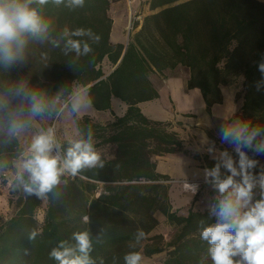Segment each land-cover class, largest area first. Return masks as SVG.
<instances>
[{
  "label": "trees",
  "instance_id": "trees-1",
  "mask_svg": "<svg viewBox=\"0 0 264 264\" xmlns=\"http://www.w3.org/2000/svg\"><path fill=\"white\" fill-rule=\"evenodd\" d=\"M115 1L119 0H85L83 7L72 6L70 0L33 5L49 23L47 38L29 39L23 62L11 68L0 65V93L23 81L30 90L54 101L49 111L34 118L26 116L31 123L59 117L62 101L70 98L77 82L88 87L99 110L113 112V97L128 105L125 114L114 113L109 122L90 115L79 117L72 111L79 137L61 142L64 156L71 142L88 140L91 132L95 151L113 147L110 155H100L103 167L83 169V177L62 176L61 183L44 199L26 196L22 187H15L14 178L10 202L15 213L6 219L0 216V264H57L50 251L61 240L74 245L72 233L84 230L93 242L89 256L94 264H124L127 252L142 248V243L133 244L137 229L147 237L158 225L157 211L165 214L176 230L166 246L146 244V256L166 251L160 264H213L210 245L200 232L216 218L210 210L190 208L188 215L174 210L169 195L171 178L157 171L154 160L155 155L190 151L170 122L149 118L138 104L159 97L151 80L155 72L189 68L188 87L202 91L209 111L223 101L222 85L243 77L244 103L237 116L264 128V76L258 70L264 55V0H151L152 13L145 16L128 44L113 43L110 38L113 18L109 10ZM79 28L91 29L101 37L100 42L94 43L88 36L72 37L88 42L93 51L79 57L75 52L65 54V29ZM104 61L111 64L109 72ZM21 103V98H12L10 106ZM29 106L23 101L25 111ZM194 156L201 157L199 153ZM21 158L25 156L18 136L0 133V173H17L14 162ZM205 160L209 168L218 162L207 155ZM221 169L222 178L229 174ZM205 186L211 185L201 188L197 200ZM213 192L220 195L215 188ZM44 200L47 208L40 222L37 211ZM85 215L88 223L82 219ZM32 231L38 233L35 240H29Z\"/></svg>",
  "mask_w": 264,
  "mask_h": 264
},
{
  "label": "clouds",
  "instance_id": "clouds-1",
  "mask_svg": "<svg viewBox=\"0 0 264 264\" xmlns=\"http://www.w3.org/2000/svg\"><path fill=\"white\" fill-rule=\"evenodd\" d=\"M47 2L48 0H0V65L4 68H11L25 60L29 39L47 38L49 23L33 7ZM62 2L63 0H55L56 4ZM84 3L85 0H70V4L75 7H83ZM63 36L66 38L65 54L75 52L77 57L86 56L93 49L88 42L72 37L88 36L97 44L101 40L91 29L84 28L71 32L65 29ZM56 46H59L58 42ZM258 70L264 76V55L258 63ZM257 88L259 89V82ZM16 97L21 98L22 103L14 108L10 104L11 99ZM23 101L29 102L27 111L23 107ZM53 105L54 101L50 102L42 92L30 90L23 81L7 88L0 93V133L6 132L10 138L19 136L30 127L31 120L26 116L34 118L52 109ZM84 106L83 95L74 93L72 111L76 112ZM219 134L222 143L233 148L237 159L225 150L220 153L214 167L204 169L205 182L213 186L220 195L210 205L209 211L216 221L203 227L200 237L210 245L209 255L213 264H264V167L257 174L254 170L259 161L249 155V152L256 156L264 155V128L252 126L250 121L237 119L226 126L222 125ZM56 146L53 128L33 137L15 177V187H22L26 196L35 195L44 199L61 183V177L65 174L76 177L83 169L104 166L100 154L95 151L91 142V132L88 140L71 142L63 159L58 154L52 155ZM221 168L229 173L223 178ZM257 187L260 189V199L254 201V189ZM187 189L195 194L199 185L188 184ZM82 219L85 223L89 222L87 215ZM37 234L32 231L29 240H35ZM146 235L142 229H137L133 244L140 245ZM72 240L75 241L74 245L66 240L59 241L50 251V258L57 261V264H94L89 256L93 247L89 231L73 232ZM142 259V254L135 250L127 252L123 257L124 264H141Z\"/></svg>",
  "mask_w": 264,
  "mask_h": 264
},
{
  "label": "crops",
  "instance_id": "crops-1",
  "mask_svg": "<svg viewBox=\"0 0 264 264\" xmlns=\"http://www.w3.org/2000/svg\"><path fill=\"white\" fill-rule=\"evenodd\" d=\"M150 1L119 0L111 4L109 13L113 18V27L110 38L113 43L128 44L133 32L142 27L145 16L152 13ZM189 78L190 70L183 66L174 70L167 69L163 73L151 74V80L159 91V97L138 104L142 112L149 118L170 122L172 129L176 130L182 138L185 148L190 151L189 154L175 152L154 156L157 171L171 178L170 199L173 209L178 210L182 215H188L190 208L202 211L210 210V205L217 198L216 193L213 192L214 187L205 186L197 200L194 194L184 190L182 182L204 177V169H210L205 160L206 155L210 159L219 160L220 153L227 150L234 159H237L233 148L229 144L222 143L219 133L222 125L226 126L237 119L242 120L237 114L241 112L244 103V99L236 101L234 95L227 94L222 88L223 101L213 104L209 111L202 91L197 87H188ZM74 93H81L85 100V106L76 111L79 117L90 115L96 120L109 122L114 120L115 114L123 115L128 109V105L124 101L113 97V112L99 110L90 99L88 87L78 82L75 83L70 98L65 100V104L63 103L61 106L57 121L59 131L64 136L70 137L68 138L70 140L79 137L76 117L72 112ZM18 138L23 147L24 143L21 137L18 136ZM209 149L212 151L210 152ZM195 153H199L201 157H195ZM254 159L258 160L259 164H264V158ZM223 173L224 170L221 169V174ZM257 197H260V192L254 189L253 200H257ZM155 215L159 223L151 233L166 234L167 231L164 228L166 224L175 227L161 211H157Z\"/></svg>",
  "mask_w": 264,
  "mask_h": 264
},
{
  "label": "rangeland",
  "instance_id": "rangeland-1",
  "mask_svg": "<svg viewBox=\"0 0 264 264\" xmlns=\"http://www.w3.org/2000/svg\"><path fill=\"white\" fill-rule=\"evenodd\" d=\"M132 32V30H131ZM136 32V31H135ZM133 32V33H135ZM104 69L109 72L111 69V64L108 61L103 62ZM222 88L226 91L227 94L234 95L236 101L237 100H243L244 99V86H243V77L236 78L232 83L228 85H222ZM65 104V101L62 102V104ZM59 118L56 117H45L39 120H35L33 123L30 124V127L22 132L19 136L21 137L22 142L24 143L23 149L26 152L24 156L27 155L28 149L30 148L32 139L35 135L39 134L42 131H46L48 128H51L53 124H56L57 127V135L61 142L65 140H70L64 136L60 131L58 127V121ZM100 155L106 154L110 155L113 152L112 146H105L102 148H99L96 150ZM21 159H17L15 162V167L17 171H19V164L21 162ZM66 176V174L64 175ZM16 177V173L14 171H7L6 175L5 173H0V216L2 218H9L15 213V207L12 202H10V199L12 198V194L10 192L12 182L14 178ZM47 208V201L44 200L42 206L37 211V216L40 220V222L44 221L45 211ZM166 229V234L163 233H151L149 234L146 239L142 242L140 253L143 256V259L141 261V264H160L164 261V259L167 257V252H162L159 254H155L151 257H148L145 255L144 247L146 244H159L161 246H166V244L171 240L169 236H173L176 230V227H170L168 224L164 227ZM169 233V234H168ZM156 235L163 236L162 238L158 239H152ZM168 235V237H167Z\"/></svg>",
  "mask_w": 264,
  "mask_h": 264
},
{
  "label": "built area",
  "instance_id": "built-area-1",
  "mask_svg": "<svg viewBox=\"0 0 264 264\" xmlns=\"http://www.w3.org/2000/svg\"><path fill=\"white\" fill-rule=\"evenodd\" d=\"M51 128H53V129L55 130V138H56V141H57V146L53 148L52 155H57V154H58V155H60V157L63 159V157H64V153H63V149H62V143H61V141H60V139H59V137H58V135H57V127H56V124H53ZM262 167H264V164H258L257 169H256L255 172L258 174V173L260 172V170H261ZM5 175H6V172H5ZM66 176H68V177H72V176L69 175V174H66ZM77 176H81V177H83L81 173H79ZM237 179H239V178H237ZM170 181H171V180H169V182H170ZM188 184H198V185H199V190H198V192H199V191L201 190V188H202L204 185H206L207 183L205 182V178H204V177L199 178V179H194V180H184V181L182 182L183 188H184L185 191L190 192V191L187 189V185H188ZM255 190H258V191L260 192L259 187L255 188ZM198 192H196L194 195L198 194ZM191 193H192V192H191ZM192 194H193V193H192Z\"/></svg>",
  "mask_w": 264,
  "mask_h": 264
}]
</instances>
